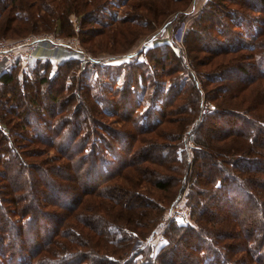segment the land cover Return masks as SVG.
<instances>
[{
    "label": "trees",
    "instance_id": "obj_1",
    "mask_svg": "<svg viewBox=\"0 0 264 264\" xmlns=\"http://www.w3.org/2000/svg\"><path fill=\"white\" fill-rule=\"evenodd\" d=\"M109 3L0 0V35L23 37L59 22L58 33L68 37L74 34L72 15ZM154 3L131 2L148 13L113 21L146 26V16L159 12ZM204 3L191 33L203 38L202 50L225 54L206 80L224 83L207 93L182 70L160 87L158 69L181 57L166 43L145 50L140 60L107 64L91 85L72 80L54 93L41 90L43 84L50 87L46 75L20 80L15 67L0 71V264H264V0ZM205 18L217 26L216 38L237 40L208 46L198 31ZM80 31L82 43L96 35L85 39ZM120 33L123 39L110 33L107 40L134 39L133 29L128 36ZM227 54L235 63L225 61ZM90 56L94 64L102 62ZM77 62L60 61L56 76L63 66L79 69ZM181 76L186 83L179 82ZM232 77L236 86L229 88ZM155 78L156 88L148 91ZM119 91L122 100L110 96ZM203 94L212 108L199 121ZM177 96L180 109L169 114ZM104 117H119L130 127L121 131ZM189 128L190 156L184 141ZM182 194L195 222L170 218L153 249L149 235Z\"/></svg>",
    "mask_w": 264,
    "mask_h": 264
},
{
    "label": "rangeland",
    "instance_id": "obj_2",
    "mask_svg": "<svg viewBox=\"0 0 264 264\" xmlns=\"http://www.w3.org/2000/svg\"><path fill=\"white\" fill-rule=\"evenodd\" d=\"M136 1L137 0H109L110 3L106 5L105 8L99 9V11H95L96 4L88 5L87 8L84 10V13L71 16V19L73 20L72 22H74V34H71L68 37L62 36L58 33L59 26H60L58 19H57V22H58L57 25L55 24L56 26L54 25L50 29V31H41L40 33H27V35H30V34L41 35L43 33H47V34H51L53 37H56V36L63 37L69 43V46H66V48H69L70 50V46L74 47V49L72 48L73 50H71V52L69 51V55L71 56V58H74L75 61H78L77 64L79 65V69L76 68L74 65H72L71 67L63 66L61 68L62 71H60L58 73V76H56V73L60 66L58 61H54V60H50L46 58H42V59L34 58L31 61L29 60L26 61L22 58H19L17 54H13L12 58L8 59L6 63H3V65L0 66V70L2 71L3 69H6V68L11 69L15 67L16 71L14 73L20 80H22L23 77L30 76V78L33 81H36L37 77L46 75L51 80L50 87L48 83L43 84V86H41V90L44 92H48V89H51L52 91L51 92L49 91L48 93H54V90L57 89L60 85H63L64 83H69V81H72V80H76L77 82H79L80 80H83V83H85L86 85H91L92 83H94V79L100 78V76L98 75L99 73L101 75V73L106 71L105 69H107L106 67L107 64L119 63L120 61H123V60L129 62V60H131V58L133 57L138 58L137 60H140L143 56L142 54L146 52L145 50L147 49L149 50L151 47H154L158 43H166L171 49L172 48L174 49L176 54L181 55L179 59H182V60L180 62L178 58L172 57L171 59L167 60V65H165L164 67H161L162 71L158 69L159 71L158 80L161 77L160 79L161 83H159L160 87L164 88L163 86H167L169 85V82L176 80L181 70H182L181 73H186V71H188L187 73L189 75L191 72L192 76L195 77L196 79V83L194 84H196L197 86H200L201 88H204L205 90L204 89L202 90H204L205 92L207 91L206 89H208V87L209 88L214 87V86L217 87L218 85H221L224 83V81L223 83L217 82V84H215L214 82L207 83L206 80H207V77H210L214 73L213 71H215L214 69H215L216 64L222 61V59L219 57H222L225 54L212 56L211 53H208L205 50H202L201 47L199 46L203 45V38L199 37V39H196L195 35H192L191 33V30L193 29L191 28L190 24L193 22L195 18H197L201 14L203 7H205L206 5V3H204L206 0H153L155 2L153 5L157 6V9L159 10V12L157 13V15H155V17H153V15L149 13V17L146 16V18L150 20H148V23H146V26H143V27L136 25L135 23H131L129 21L128 22L121 21V20L113 21V18L117 17L116 19H118V17H126L125 16L126 14L127 16L128 15L133 16L134 14H136V12H138L139 15H141V17L142 15L147 14L148 9L144 6H142V8H140L139 10H137V8H135V6L133 5L132 6L134 8L131 7L130 3L132 2L133 4ZM143 1H146V0H143ZM148 1H151V0H148ZM257 1L258 0H250V2H254V3H256ZM121 3L123 5H121ZM235 5L237 4H234V5L230 4L229 7H234V8L238 7ZM222 12L226 13L227 11L225 12L222 11ZM85 13L87 16L86 18H84ZM218 14H215L214 17L216 16L217 18H219ZM89 16L95 17L96 21H93L92 24L88 23L86 20L90 19ZM216 17L215 19H217ZM220 20L222 22V19ZM84 21L86 22L85 25L82 24V22ZM202 21H203V24H201L198 27V31H200L202 28L203 30L202 32L205 35V36L203 35V37L207 39V41H209L208 46L213 47V45H215L214 43H217V42L232 43L237 40L235 36H232L229 38V35L227 36V41H223L222 39L216 38L219 36L215 32V30H217V26L215 25V27H212L210 24H206V21H207L206 18ZM215 23L218 24L219 22H215ZM219 26L221 27V25ZM79 28L80 30L81 29L84 30L83 32H86L85 39H88L93 31L96 33V35H91L92 36L91 41L88 42V40H86L85 43H82L81 40L84 37L80 36L81 35L80 33L82 31H80ZM128 29L129 30L133 29L134 31L133 40L129 39L126 43H117L115 41L112 42L111 40L109 42V40H107L106 35L110 37L111 36L109 35L110 33H117V36L120 35L121 39H123L122 33L120 32H124L125 35L128 36V33H129ZM11 34L12 33H10V31L2 33V35H0V38L13 41V40L23 39L27 37L26 35L23 37L18 36V37L12 38L13 34L12 35ZM211 39H216V40L213 41ZM217 40H220V41H217ZM99 41H101L102 43ZM34 45L35 44H33V46ZM140 49H144L142 53L139 52ZM114 54L118 55L119 57L117 56L114 60L104 59L108 55H114ZM90 55L101 58L102 62L94 64L93 59L90 58L91 57ZM231 55L233 54H227L225 61L235 63V61H230ZM74 64L76 63L74 62ZM134 68L137 69L138 72L142 71L140 67H134ZM72 70L74 72L71 73ZM69 73L70 75H68V81L63 80ZM146 73L147 72L145 71V74ZM186 75L187 74H184L182 76L185 77ZM182 76L179 79V82L186 83L187 81H185ZM53 77L55 80L54 79L52 80ZM187 77L189 78L188 75ZM187 77L185 78L187 79ZM156 80L157 78H155V84L153 83L151 88L150 86L147 87L148 91L150 89L156 88L155 86L157 82ZM235 81H236V78L232 77L231 82L230 83L228 82V85H230L228 87L229 88H231V86L235 87L236 86ZM188 86H189L188 84L185 85V88L183 90L184 92L187 91L189 93L188 90L190 89V87ZM68 93L69 91L66 89L61 91V94L64 96L68 95ZM91 93H92V90H91ZM182 94L185 95L184 93ZM118 95L120 99V95H121L120 91L117 92L116 95L113 94L110 96L116 99ZM140 98L141 96L138 97V99ZM179 98H181V96L180 97L177 96V99H174V102H172L169 105V109H167L169 110L168 111L169 114L173 112V115H174L175 114L174 112L180 109L181 102H179ZM210 102L211 100H209V96L207 94H203V97L201 100V108H200L199 114L197 115L198 116L197 119L199 121H201L203 114L207 113L212 108V104ZM140 108H141L140 109L141 111L144 108V106ZM120 111L122 110L120 109ZM113 118L104 117V121L108 124L110 120H112L111 121L112 123L111 122L110 123L113 124V126H115L117 129L121 131H125L129 129L130 125H128V123H126L125 120L119 119V117H117L116 118L117 120L115 119L116 121H113ZM177 123L178 122L175 121L174 124H177ZM193 131H194V128L192 130H190L189 128V131H187L186 133L187 135L184 138L185 146H186V149H188L189 156L191 155L190 146H192ZM52 152L53 151H49V154H53ZM176 178L178 179V176ZM179 182H182V180ZM176 186H178V184H176ZM175 188L176 187H173L170 190H176ZM173 195L174 193L168 194L166 199L167 200L171 199ZM185 201H186V197L184 196V194H182L179 197V199H177L176 202H172L170 206L169 205L167 206V209H165L166 212L164 211L165 215L163 217V224L158 225L156 230H154L151 233V235H149L150 237L149 239L151 241L150 243L153 249H156L158 244L161 242L162 240L161 234H162L163 228L166 226L167 220H169L170 218L173 217L175 219L185 220V221H188L189 223L195 222L193 218L191 219L189 217V208L185 205Z\"/></svg>",
    "mask_w": 264,
    "mask_h": 264
},
{
    "label": "built area",
    "instance_id": "obj_3",
    "mask_svg": "<svg viewBox=\"0 0 264 264\" xmlns=\"http://www.w3.org/2000/svg\"><path fill=\"white\" fill-rule=\"evenodd\" d=\"M42 40L51 41L54 44L69 46L68 41L63 37H53L51 34L43 33L41 35H27L26 38L18 40H7L0 38V63H6L13 54H22L31 59L34 57L32 51L33 44L42 42ZM70 42V41H69ZM71 47V46H70Z\"/></svg>",
    "mask_w": 264,
    "mask_h": 264
},
{
    "label": "crops",
    "instance_id": "obj_4",
    "mask_svg": "<svg viewBox=\"0 0 264 264\" xmlns=\"http://www.w3.org/2000/svg\"><path fill=\"white\" fill-rule=\"evenodd\" d=\"M72 48L74 49V47L71 46L70 50H69V48H66V46H64V45L54 44L51 41L42 40V42L35 43V45L32 47L31 52H33V55H34V57L32 59L29 56L26 57L22 54H20V55L17 54V56L19 58L26 60V61H28V60L31 61L34 58L35 59L46 58V59H50V60L60 62V61L67 60V59L71 58V56L69 55V51L71 52V50H73ZM2 65L3 64L0 63V66H2Z\"/></svg>",
    "mask_w": 264,
    "mask_h": 264
}]
</instances>
